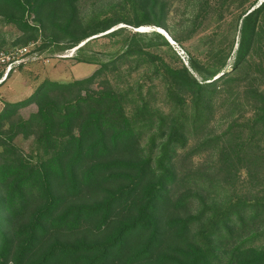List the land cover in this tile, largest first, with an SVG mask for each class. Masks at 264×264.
I'll list each match as a JSON object with an SVG mask.
<instances>
[{"label":"trees","instance_id":"obj_1","mask_svg":"<svg viewBox=\"0 0 264 264\" xmlns=\"http://www.w3.org/2000/svg\"><path fill=\"white\" fill-rule=\"evenodd\" d=\"M106 1L0 0L97 66L0 111V264H264V0Z\"/></svg>","mask_w":264,"mask_h":264},{"label":"rangeland","instance_id":"obj_2","mask_svg":"<svg viewBox=\"0 0 264 264\" xmlns=\"http://www.w3.org/2000/svg\"><path fill=\"white\" fill-rule=\"evenodd\" d=\"M112 4L116 5L118 4V1L108 0L104 5L105 8H108L110 7L109 5ZM180 4L179 7L183 10L184 4ZM119 26H127L130 30L140 32H152L159 29L152 26L135 28L126 24H120ZM0 27L8 38L16 37L20 34V31L15 26H5L0 24ZM40 43V41L37 42L38 45ZM35 45L31 44L30 47L34 48ZM174 46L177 50H183L176 44H174ZM74 53L75 52L73 50L63 53H53L50 50H45L43 52L35 50V53L29 54L26 57L23 67L15 68L7 80L0 84V111L4 107L6 101L15 102L31 97L34 93H36L41 83L47 78L67 82L77 78L86 77L96 69L97 66L94 64L76 63L73 58H71ZM180 55L185 61L187 60V55L184 51L183 54ZM3 67L4 66L0 67V71L3 70ZM35 109L36 106L33 105L22 109L21 112L24 116H28ZM18 142L25 149L30 148L31 141L19 138Z\"/></svg>","mask_w":264,"mask_h":264},{"label":"built area","instance_id":"obj_3","mask_svg":"<svg viewBox=\"0 0 264 264\" xmlns=\"http://www.w3.org/2000/svg\"><path fill=\"white\" fill-rule=\"evenodd\" d=\"M30 46L19 47L9 52H2L0 54V67L4 66L5 72L0 79V83L7 79L8 75L21 64L25 63L26 57L30 51ZM75 51V50H73ZM180 54H183V50H178ZM182 51V52H181Z\"/></svg>","mask_w":264,"mask_h":264},{"label":"water","instance_id":"obj_4","mask_svg":"<svg viewBox=\"0 0 264 264\" xmlns=\"http://www.w3.org/2000/svg\"><path fill=\"white\" fill-rule=\"evenodd\" d=\"M164 30V29H162ZM158 32H161L162 34H164L166 36V38L170 41L171 44H176L175 41L173 40V38L170 36V34L167 31H161V30H157Z\"/></svg>","mask_w":264,"mask_h":264},{"label":"bare ground","instance_id":"obj_5","mask_svg":"<svg viewBox=\"0 0 264 264\" xmlns=\"http://www.w3.org/2000/svg\"><path fill=\"white\" fill-rule=\"evenodd\" d=\"M159 30L164 31V30H162L161 28H159Z\"/></svg>","mask_w":264,"mask_h":264}]
</instances>
